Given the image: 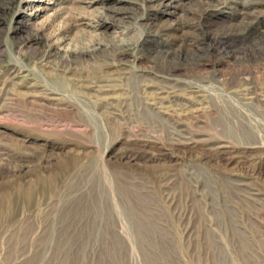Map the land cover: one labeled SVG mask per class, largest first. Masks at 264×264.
Returning <instances> with one entry per match:
<instances>
[{
  "label": "rangeland",
  "instance_id": "374dc122",
  "mask_svg": "<svg viewBox=\"0 0 264 264\" xmlns=\"http://www.w3.org/2000/svg\"><path fill=\"white\" fill-rule=\"evenodd\" d=\"M162 1L63 0L30 19L19 12L24 0H0V150L48 154H33L38 161L15 177L8 160L1 163L0 194L15 184L51 188L45 206L30 210L39 222L4 236L0 264H126L130 243L143 237L154 257L179 243L196 264H217L218 218L238 212L247 190L264 193V175L237 161L248 143L225 131L234 126L225 95L249 103L243 89L264 88V1ZM80 16L96 26L76 24ZM62 35L65 55H49L45 39ZM12 71L4 91L1 81ZM94 76L106 78L100 84L109 90L77 83ZM165 82L177 96L163 93L170 99L157 107L149 85ZM27 92H46L60 104L29 103ZM75 97L74 109H58ZM184 111L191 117L179 119ZM177 133L193 141L171 149L172 157H115L136 141H148L149 152L170 147ZM224 141L234 156L229 164L209 156ZM95 201L105 207L95 211ZM96 213L110 228L92 235L98 245L76 243Z\"/></svg>",
  "mask_w": 264,
  "mask_h": 264
},
{
  "label": "bare ground",
  "instance_id": "6f19581e",
  "mask_svg": "<svg viewBox=\"0 0 264 264\" xmlns=\"http://www.w3.org/2000/svg\"><path fill=\"white\" fill-rule=\"evenodd\" d=\"M62 2L63 0H24V3H26V5L20 8L19 12L26 13L30 16V19H33L37 17L40 12L44 11L47 8H51L53 5H56L54 8L55 10L60 9ZM162 3H164V6H168L170 4L166 0H163ZM118 9L121 8L118 7L114 10L118 11ZM76 24H80L83 26H96L93 25L90 21L85 20V17L82 16L78 17V23ZM66 39L67 37H65L64 35L54 37V39H45V43L48 47L47 53L49 55L64 56L66 53V48L64 49L63 43ZM61 42L62 46H59ZM96 48V46L92 47L91 50H95ZM116 49L111 48L113 52V58H116ZM123 50L124 48H120V51H118L120 54H122ZM75 58L77 57L75 56ZM255 63L259 64L258 61H256ZM15 75L16 72L12 71L11 73H9V75L3 77L1 81L2 90L8 91L9 87L7 88L6 86L8 85V83L13 84V77ZM104 80H106V78H104L103 76H94L90 78H82L78 80L77 83L82 87H90L96 92H101L109 90V88L104 87L106 84H100V82H103ZM166 82L163 84H159L158 86L154 84L149 85L155 88L153 92L157 94L156 98H159L156 102H154V105H156L157 107L163 106L165 102L164 99L168 98L167 96L163 95V93H166V95H170L169 93H171V95L169 96L170 98L176 95V93H172L174 92L173 86L175 85H167ZM243 90L245 92L241 93V95L248 94L249 99H251L252 102H241L239 104H233L232 99H234V96L229 94L225 95L226 98H231V100L228 102L229 104H226V106L229 105V109L231 110L229 111L233 112L234 115V126L226 128L225 131H231L238 140L248 143L245 145L246 147L244 150H242V153L238 155L237 161L240 162L241 166H251L253 170H256L260 174L264 175V88H262L261 86L250 85L248 87L246 86ZM222 92L224 93V91ZM70 95H72V93ZM72 97L74 98V95ZM4 99L6 101H9L10 99H12V97H4ZM56 99L58 100L57 97L49 96V94H47L46 92H27L25 97V100H27V102L46 107L47 109H53L56 107V105L60 104V102L56 101ZM171 101H173V99ZM217 101H219V99H217ZM78 104V99L77 97H75V99L71 100V102H62V105L58 106L59 108H57L62 110H72ZM179 104H181V102ZM1 106L0 113H3L5 110ZM229 111L225 110V113L228 114ZM178 114L179 119L181 117H191V114L185 111ZM167 115L172 116L175 115V113ZM173 117L172 121L176 122L178 119L176 117ZM177 135L180 134L177 133ZM192 141L193 138L191 139L190 137L183 135H180L179 137H172L170 147H165L164 149L161 148L159 151H150L152 153H150L145 148L149 144L148 141H143L140 143L136 141L137 143H132L133 146L131 145L120 150V152L115 157H117V159H126L129 161H133L138 157V152L140 151H144L146 156L150 157L151 159H158L160 157H172L174 156L172 151L174 148L187 147L188 144ZM230 148L231 146L224 141L217 146L210 148L212 150L210 152L208 151L209 156L221 159L225 162V164H229L234 160V156L230 154L232 152ZM43 151L44 150L9 153V151L0 150V164L5 160H8V171L10 175L14 177L20 176V174L26 171L28 167L34 164V162L38 161L35 157H32L33 154L39 156L40 158L48 155L47 153H43ZM228 153L230 155H226ZM10 156L13 157L11 159H8L10 158ZM50 189V187H46L45 184L41 182L40 185L27 186L25 188H22L20 184H15L10 189L2 190L0 194V244H3L4 236L6 237L8 234L9 236H13L14 234L18 235L25 224H37L39 222L37 220L38 215L30 212V210L32 208H35L36 205L45 206ZM258 190L256 189L246 191L247 202H243V204L240 206L241 209L238 210V212H235L234 215H229L225 212L218 218L217 223H219L222 234L220 238L221 241L217 243V246L215 245L217 248H219L220 257L217 264H264V193H260V191ZM89 206L93 207L95 211L97 208L102 210L105 207L104 204L100 203V201L90 203ZM83 228V230L87 231L88 235L86 238H80L76 241V243L98 245L101 240L100 236H94L92 238V235H98L101 234L102 231H107L108 228H110V222L106 218L96 213L95 218L93 217L91 221L87 223L86 227ZM187 232H189V230ZM140 237H143V235H141ZM159 238L162 240L163 236L161 237V235H159ZM147 241L148 240L143 237L142 243H136V241L130 243L132 248L126 256V264H196L191 255L188 254L186 249L181 246L182 244L174 243V245L172 246L173 249L169 253L160 250L158 255L154 257V245L150 242L146 244ZM176 241L177 239L175 240V242ZM72 242L74 243L73 240H67L65 241V244H69ZM47 243H49V240H45L42 243V248L46 247ZM42 256L43 254L41 253L40 259L42 258Z\"/></svg>",
  "mask_w": 264,
  "mask_h": 264
}]
</instances>
